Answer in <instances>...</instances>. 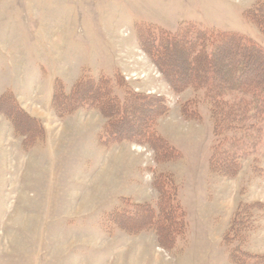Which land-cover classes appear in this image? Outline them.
Returning a JSON list of instances; mask_svg holds the SVG:
<instances>
[{
  "label": "rangeland",
  "instance_id": "rangeland-1",
  "mask_svg": "<svg viewBox=\"0 0 264 264\" xmlns=\"http://www.w3.org/2000/svg\"><path fill=\"white\" fill-rule=\"evenodd\" d=\"M258 4L263 18L264 0H0V264H264V121H253V151L232 177L212 171L245 130L216 137L204 90L175 93L138 39L140 29L195 28L264 50L245 14ZM86 80L108 84L119 101L127 92L158 99L154 131L178 159L156 160L142 143L102 144L106 120L89 105L60 115ZM16 110L41 141L23 146L32 139L6 116ZM154 181L170 196L165 223ZM144 206L145 229L113 222ZM159 222L177 228L169 249L158 245Z\"/></svg>",
  "mask_w": 264,
  "mask_h": 264
},
{
  "label": "trees",
  "instance_id": "trees-1",
  "mask_svg": "<svg viewBox=\"0 0 264 264\" xmlns=\"http://www.w3.org/2000/svg\"><path fill=\"white\" fill-rule=\"evenodd\" d=\"M255 7L253 12L246 11L245 14L257 30L264 34V16L263 18L259 16L263 6L262 9L259 4ZM138 39L142 50L175 93H180L188 87L204 90L205 99L212 105L211 115L216 122L214 132L216 137L236 126H241L239 129L245 130L244 136L239 139L240 147L230 154L231 157L226 154L227 151H223L220 156L216 154L217 156L210 162L212 171L224 177H232L238 160L253 151L252 139H250V131L254 127L253 121H264V50L262 46L236 33L208 34L195 28L175 35L140 29ZM183 72L186 74L183 75ZM83 84L86 87H83ZM79 90L81 92L77 93ZM73 92L74 94L69 98L72 102H66L61 106L60 115L72 114L88 105L97 110L106 120L102 144H116L121 141L142 143L151 148L156 160L161 157L160 161L164 163L167 160L178 159L174 149L155 134L154 120L158 116L156 110L158 111L159 107L157 106L160 105L158 99L150 101L127 92L124 99L119 101L111 96L108 84L102 82L95 84L90 80L78 83ZM233 94L237 97L241 96V99L235 103L224 100L225 97ZM7 98L11 97L7 96ZM20 111L16 110L12 116H6L19 135L32 139L23 143V146L27 147L32 145L34 139L40 140L42 133L40 128H36L33 119ZM159 112L162 113V110ZM153 186L158 193L157 208L165 223L167 221L164 218L166 216L163 217V212L169 205L170 196L167 197L163 186L157 185L155 181ZM140 208H136L138 210L136 218L135 214L119 213L113 218V222L121 225L120 220L126 218L132 220L133 227L129 225L132 231L145 229L147 226L140 223L143 220L138 219L144 216V213L140 211L147 208L145 206L143 209ZM180 211V218H183V212L181 209ZM145 213L148 214L149 211L146 210ZM170 215L168 210L167 216ZM152 223L149 219L148 223L142 224L152 225ZM175 228L161 224L156 226L157 242L160 247L169 249L167 241L171 234L176 232Z\"/></svg>",
  "mask_w": 264,
  "mask_h": 264
}]
</instances>
